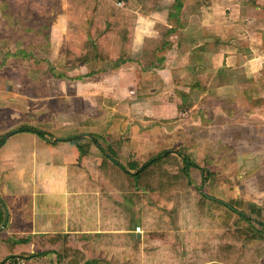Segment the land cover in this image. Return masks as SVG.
<instances>
[{"label": "crops", "instance_id": "obj_1", "mask_svg": "<svg viewBox=\"0 0 264 264\" xmlns=\"http://www.w3.org/2000/svg\"><path fill=\"white\" fill-rule=\"evenodd\" d=\"M142 7L129 40L111 37L116 54L97 48L105 61L66 66L67 11L30 34L46 33L35 56L45 62L26 66L19 29L16 50L0 46V264H201L186 261L170 221L201 218L214 233L254 222L246 173L264 157V0ZM230 139L239 163L207 160ZM165 154L162 171H184L188 191L138 190L113 169L134 176ZM197 176L209 196L192 193Z\"/></svg>", "mask_w": 264, "mask_h": 264}, {"label": "rangeland", "instance_id": "obj_2", "mask_svg": "<svg viewBox=\"0 0 264 264\" xmlns=\"http://www.w3.org/2000/svg\"><path fill=\"white\" fill-rule=\"evenodd\" d=\"M162 0H154V4H149L148 8L145 10V5H143V10L145 14L150 13L152 9L159 10L160 7L158 6V3H160ZM49 6L53 7V10L51 11ZM117 6L119 8L124 7V3H118ZM64 6L62 5L61 0H0V36H5L7 38V43H2L1 49L3 50H16L15 48L10 49V43L11 41L16 38V31L18 29L22 32L23 37H21L20 42L21 45L24 46V49L16 50V52H24L26 53L27 62L26 66H31V62H38V58L35 56H39L37 54V46L41 44L42 49V55L44 56L45 51L47 49L46 45V33L42 34L43 40L41 43L38 41H34V37L30 34H32L33 30L36 28L39 31H47L49 21L55 17L57 14L58 16L63 15L65 11L68 13V25H69V46L68 49L73 50L75 52H80L81 46L83 42L91 41L94 42L97 46V48H100L101 51L106 52L107 54H116L115 51L119 50L118 44H116V39L104 36V34H101L98 31L97 26H93L95 22L102 24V30H104L105 22L100 21L99 18H97L94 14H92V11L85 10L79 6H71L68 7L66 10L62 9ZM136 14V13H135ZM35 27V28H34ZM106 29V28H105ZM25 36V37H24ZM31 36V37H30ZM116 38V37H115ZM35 57V59L33 58ZM34 59V60H33ZM109 62L112 63L113 59L107 56L106 58ZM110 59V60H109ZM105 61V60H104ZM45 62V60H42L38 63ZM21 64V60H20ZM77 65V64H76ZM74 65V66H76ZM44 66V65H43ZM232 139V138H231ZM229 140V143H227L228 146H222L218 145V148H214L212 151V155H208V161L210 160V157L212 156L215 158L221 157L226 162H238L241 161V155L237 154L235 151H233L232 141ZM253 142H257V140H253ZM237 148V146H236ZM239 149V148H238ZM257 155H250L247 156V159H249L250 162H253L256 159ZM262 158V157H261ZM259 160V162H262L260 166L255 167L253 171H250L249 174L246 173L247 177L249 176L251 183L255 184V188H250V196L251 201L253 202V208H255V205L258 206L260 211L257 213H251L254 222H245L242 219H238L235 217L233 224L230 220H222L217 222L219 224H224L226 227H230L232 224L233 229L236 228H244L248 225H252L253 228L256 230H261V227L258 225L259 223L264 224V157ZM263 160V161H262ZM206 164V163H205ZM208 164V163H207ZM204 167V165H203ZM207 169V168H206ZM208 170V169H207ZM211 173L216 175H222L225 172H221L219 170H212ZM228 174L231 177H237L239 180L241 179V172L237 171L236 169L230 170ZM240 176V177H239ZM197 182L194 187H192L193 191L192 193L201 195V192L205 193L207 196H209L210 192L209 190H206L203 185H201V179H199V176L196 177L194 180ZM202 197V196H201ZM247 204L246 202L238 201V204L235 205L241 212L247 213ZM188 206L185 205V210ZM251 207V206H250ZM219 208L220 207H215ZM189 214V209L186 211V215ZM259 215V217H257ZM177 220V219H176ZM237 220V221H236ZM169 223V222H168ZM167 223V224H168ZM170 226L182 228L184 232L179 235L180 238L186 243L187 250L185 251V257L186 261H198L199 263H206L207 258H210L213 252H207L206 248L209 247L210 250H215L218 244H222L225 242V238L223 237V232H226L225 230H221L219 228L218 232L214 231L216 230L215 227L217 226L215 222L212 224H207L205 220L201 218H194L191 221L178 219V221L172 222L170 221ZM216 235L218 237H216ZM226 237V236H225ZM221 238V239H219ZM217 240V241H216ZM264 245V240H263ZM258 244V242H251V245ZM240 246V244H239ZM238 246V247H239ZM212 263V262H209ZM215 263V262H214ZM218 264V263H217ZM262 264H264V255L262 258Z\"/></svg>", "mask_w": 264, "mask_h": 264}, {"label": "trees", "instance_id": "obj_3", "mask_svg": "<svg viewBox=\"0 0 264 264\" xmlns=\"http://www.w3.org/2000/svg\"><path fill=\"white\" fill-rule=\"evenodd\" d=\"M146 1L152 0H69L73 5L92 11V14L99 18L100 21L105 22L104 30H102L101 23L95 22L92 24L94 27L97 26L99 28L98 31L101 34L107 37L122 38L125 41L129 40L133 34L136 20L135 13L138 11L139 5H144ZM118 3H124V7L119 8L117 6ZM97 50L95 43L88 40L83 42L80 52L67 48L65 51V64L70 67L79 63L103 61L104 58L97 54ZM38 134L42 135L40 132ZM168 158H170V155L165 154L162 158L151 161L134 176H129L120 168H116L114 164L113 169L116 173L129 180L131 184L134 182L138 190L163 195L176 193L179 189V191H188L186 184L179 187L177 185L178 180L182 181L184 179V171L178 175H170L162 171L161 165ZM258 225L261 230H256L252 225H248L244 228L223 232L222 239L225 238L224 243L218 244L214 251L210 250L209 247L206 248L207 252H213L210 258H207L206 263L262 264L264 255V245L262 243L264 240V224L259 223ZM216 237L218 236L216 235ZM254 241L258 242V244L251 245V242Z\"/></svg>", "mask_w": 264, "mask_h": 264}, {"label": "water", "instance_id": "obj_4", "mask_svg": "<svg viewBox=\"0 0 264 264\" xmlns=\"http://www.w3.org/2000/svg\"><path fill=\"white\" fill-rule=\"evenodd\" d=\"M202 195L205 196V194L202 192Z\"/></svg>", "mask_w": 264, "mask_h": 264}, {"label": "built area", "instance_id": "obj_5", "mask_svg": "<svg viewBox=\"0 0 264 264\" xmlns=\"http://www.w3.org/2000/svg\"><path fill=\"white\" fill-rule=\"evenodd\" d=\"M136 231H139V228H137V230Z\"/></svg>", "mask_w": 264, "mask_h": 264}]
</instances>
